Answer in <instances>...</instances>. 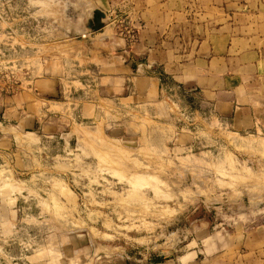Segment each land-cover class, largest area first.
I'll use <instances>...</instances> for the list:
<instances>
[{
    "label": "rangeland",
    "instance_id": "1",
    "mask_svg": "<svg viewBox=\"0 0 264 264\" xmlns=\"http://www.w3.org/2000/svg\"><path fill=\"white\" fill-rule=\"evenodd\" d=\"M263 49L264 0H0V264H264V135L171 75Z\"/></svg>",
    "mask_w": 264,
    "mask_h": 264
},
{
    "label": "crops",
    "instance_id": "2",
    "mask_svg": "<svg viewBox=\"0 0 264 264\" xmlns=\"http://www.w3.org/2000/svg\"><path fill=\"white\" fill-rule=\"evenodd\" d=\"M117 7L114 10L117 11ZM143 42L148 45L150 56L148 61L165 62L167 46L162 48L158 46L156 40L149 38ZM197 63L198 67L196 64V67L187 74L183 70L171 74L185 85L197 90L193 93L186 91L193 97L196 109L213 120L226 123L233 131H253L264 135V49L261 50L259 58L247 63H242L240 58L233 57L229 53L222 56L213 53L205 59L199 58ZM165 64L167 65L168 62ZM112 79L117 81L118 74ZM150 79L154 83V78ZM101 91L107 96H118L112 87H101ZM55 96H59L56 78ZM9 101L4 100L5 103ZM59 103L55 101V107ZM5 108H15V106L6 104Z\"/></svg>",
    "mask_w": 264,
    "mask_h": 264
},
{
    "label": "water",
    "instance_id": "3",
    "mask_svg": "<svg viewBox=\"0 0 264 264\" xmlns=\"http://www.w3.org/2000/svg\"><path fill=\"white\" fill-rule=\"evenodd\" d=\"M107 17H108V14L106 13V11L104 12L103 10L99 8L94 9L93 16L92 18L88 19L87 21L88 25L84 32L87 33L89 31L88 29L95 30V31L100 29L104 25L103 20Z\"/></svg>",
    "mask_w": 264,
    "mask_h": 264
},
{
    "label": "built area",
    "instance_id": "4",
    "mask_svg": "<svg viewBox=\"0 0 264 264\" xmlns=\"http://www.w3.org/2000/svg\"><path fill=\"white\" fill-rule=\"evenodd\" d=\"M132 33H133L132 36L135 37L136 36V31H133ZM121 34H123V32H121Z\"/></svg>",
    "mask_w": 264,
    "mask_h": 264
}]
</instances>
